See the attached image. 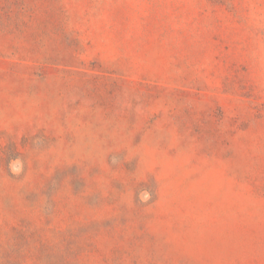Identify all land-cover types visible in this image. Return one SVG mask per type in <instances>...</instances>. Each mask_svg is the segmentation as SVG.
Wrapping results in <instances>:
<instances>
[{
    "label": "rangeland",
    "instance_id": "obj_1",
    "mask_svg": "<svg viewBox=\"0 0 264 264\" xmlns=\"http://www.w3.org/2000/svg\"><path fill=\"white\" fill-rule=\"evenodd\" d=\"M0 264H264V0H0Z\"/></svg>",
    "mask_w": 264,
    "mask_h": 264
}]
</instances>
